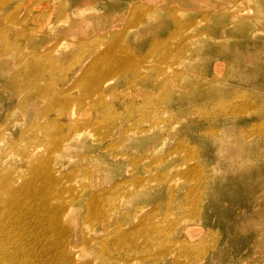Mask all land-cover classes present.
Segmentation results:
<instances>
[{"label": "rangeland", "instance_id": "374dc122", "mask_svg": "<svg viewBox=\"0 0 264 264\" xmlns=\"http://www.w3.org/2000/svg\"><path fill=\"white\" fill-rule=\"evenodd\" d=\"M138 2L149 3L148 0H8L0 9V28H9L8 37L0 35V70L7 68L10 72L0 77V137L12 135L17 145L39 147V155L52 158V167L59 171L57 178L76 179L72 185L65 182L67 188L76 190L65 195L69 209L61 218L69 228L68 246L74 248L69 251L74 256L72 264H264V0H243L238 18L249 22L244 26L237 24L234 30L226 31V26L236 17L230 14L236 0H204L210 7L224 4L229 14L219 22L193 24L181 19L177 27L172 22H163L162 30L149 37L139 33L142 25L136 32L132 29V34L117 44L122 52L116 55L127 59L129 52L136 67L143 70L155 87L143 85L147 87L145 91L142 84H133V76L113 77L108 82L106 102L93 113L87 104L83 107L85 102H77L82 93L76 86L78 80L73 77L59 82L52 71L57 69L54 66L68 68L93 52V49L84 52V46L74 50L78 43L91 41V32L77 34L72 50L64 48L62 41L68 34L63 26L71 22L70 16L78 19L87 13H95L96 18L118 15L127 22L131 19V8ZM121 6H127L128 10L120 12ZM13 12L19 15L9 17ZM20 15L25 17L18 19ZM149 24L146 22L143 27ZM127 27L123 23L119 31L124 32ZM25 32V37L21 36ZM191 34L201 38L196 43L189 42L190 52L181 56L176 42L168 61L153 54L155 41L171 37L180 40L181 36L187 38ZM115 51L112 45L97 56L103 54L108 60ZM96 57L92 56L89 65L105 68V60ZM186 59L192 63L183 64ZM27 60L33 65L25 69ZM37 69L42 70L37 86L48 89L45 103L33 93L24 92L20 96L23 89L17 88L12 79L23 72L26 79H31ZM66 73H61L60 78ZM69 75L70 71L66 78ZM58 87L74 100L67 116L61 115L57 105L54 90ZM227 101L244 114L218 115ZM56 110L59 112L55 113ZM152 111H157L153 118L141 122ZM24 114L27 120L16 134L9 127ZM51 122L63 126L61 133L69 138L68 146L59 156L49 153V137L30 129L34 125L49 126ZM144 126L150 129L145 139L137 137L138 132L134 131L124 134L127 127L140 130ZM91 128L99 131L93 133ZM103 132L107 134L106 145L112 146L107 156L101 153L106 145L99 142ZM3 138L1 149L5 150ZM243 141L249 144L248 150ZM3 156L6 154H0ZM21 158L15 151L0 163V170H16L24 176L19 167ZM84 169L89 173L95 170L102 177L91 182L90 178L81 177ZM90 183L97 184V192L122 189V194L106 195L108 209L103 215H90L82 206L73 205L79 186ZM123 188H128L132 195L135 191L142 192L138 197L128 198ZM169 188L174 192H169ZM51 204L60 206L56 201ZM104 215L110 224L107 243L121 263L100 255V245L89 248L83 245L84 241L101 236L97 233L93 236L89 222L101 220ZM147 219L159 224L163 231L153 246L137 230ZM27 221L32 223L34 218L28 217ZM97 225L101 229L102 223L98 221ZM119 230L125 235L119 234ZM46 236L41 251H46L47 264L64 262L56 245L55 229ZM179 242H188L192 247H183ZM189 252L192 258L188 257Z\"/></svg>", "mask_w": 264, "mask_h": 264}, {"label": "bare ground", "instance_id": "6f19581e", "mask_svg": "<svg viewBox=\"0 0 264 264\" xmlns=\"http://www.w3.org/2000/svg\"><path fill=\"white\" fill-rule=\"evenodd\" d=\"M148 1L149 3L147 4L138 2L135 7H132L131 19L127 22H125L124 17L118 15L114 17L96 18L95 13H87L78 19L70 16L72 19L71 22L63 26L66 28L68 34V36L62 41V46L64 48L72 50L75 46L77 34L91 32V41L78 43L74 47V50H80L84 46V52H91L92 49L93 52L86 53V56L75 60L74 63H71L68 66V68L54 66L53 69H57L52 71L56 73L55 76H58L59 82L61 80V82L64 83L67 79L71 80L73 77V80H78L76 86L77 88L82 89V93L81 98L79 97L77 102H85V104H82L83 107L87 104V108H89L93 113L102 102H106L108 82L113 77L124 79L129 76H133V84H142V86H148L151 84L155 87V83H151L148 79H146L143 70L139 71L136 67V64L129 52L126 53L127 59H122L116 55L118 52H122L117 44L121 43L124 36H130L132 34V29L136 32L139 26L142 25L139 33H144L147 37H149L153 32L162 30L163 22H172V24L176 25V27L181 23V19H187L189 23L193 24H195V22L198 23L202 21L205 23H211L213 21L219 22L223 19V17H226V15L229 14L226 10H224L223 3H221L220 6L212 5V7H210V5L204 3V0ZM253 1L255 0H252V2ZM7 2L8 0H0V9H2ZM242 2L243 0H236L235 7L230 12V14L234 13L236 17H234L231 23L226 26V31L234 30L237 24L244 26L247 22H249L248 20H239L240 18H238V11ZM126 10H128L127 6L120 7V12H124ZM18 15L19 14L16 12H13L9 17H16ZM24 17L25 16L20 15L18 19H23ZM62 19H65V17H62ZM6 21L8 22L9 20ZM146 22L150 24L147 27H143ZM123 23H127L128 27L124 32H120L119 27H121ZM192 26L193 25H191L190 28H192ZM7 28L8 27H4L2 29L0 28V35L8 37L9 28ZM25 34L26 32L21 34V36L25 37ZM27 38H29V34ZM200 38V35L191 34V36L187 38L181 36L180 40H177L175 37H171L164 41H155L152 46V51L153 54L158 55L161 61H168L171 56L170 51H172L173 46H176V42L179 43L176 50H180V54L182 56L185 52L191 51L189 42L196 43ZM112 45L115 46L117 51L114 52L113 56H109L110 58L108 60L103 58V54L97 56L100 53H105L107 51V47H112ZM92 56H97V60L103 58V60H105L104 64L106 67L100 68L98 65H89L92 61ZM188 59H186L183 64H191L192 61ZM247 59H250V57H247ZM30 65H33L32 62L27 60L25 69ZM69 71L70 75L66 78V74ZM9 73L10 72L7 68H3L0 70V77L6 74L9 75ZM61 73L66 74L60 78ZM35 74L36 75L31 79H26L27 76L25 77L26 74L23 72L22 74L15 75L12 79L14 80V83H16L17 88L20 87L23 89L19 92L20 96L24 92L33 93L41 100V102L45 103L48 101V89L37 86V81L42 77V70L37 69ZM49 84H53L52 79H49ZM161 84L164 86L163 83H160V85ZM143 89L146 91L147 87L143 86ZM54 91L58 96L57 105H59V109L62 110L60 111L62 112L61 115L67 116L69 111H71L70 107L73 104L72 101L74 100L67 97V95L63 92V89L60 87L56 88ZM141 97L142 96L139 95V98ZM225 100L226 98L223 102ZM144 102L148 104L152 103L149 100H145ZM229 104V101L224 103V106L221 108L223 109L221 111L222 113L218 115L226 114L229 116H235L244 114L239 113V109L235 105ZM23 108L27 109V105L24 104ZM224 108L226 109L224 110ZM57 112L59 111L56 110L55 113ZM152 112L144 115L147 116V119H144L141 122L150 121L157 111ZM26 120L27 116L24 114L21 116V119L13 122L9 129L17 134V131L19 130L17 128L23 126ZM49 128H54V130L51 131ZM30 129L31 132L35 134L42 133L45 134L46 137H49L51 145L50 154H56L57 156L61 155L63 152L62 149L69 144V142H67L69 138L61 133L60 129L63 130V126H57L53 122H51L49 126L34 125ZM98 131V129L91 128V132L93 133ZM133 131L138 132L137 137L145 139L149 137L150 129L147 126L142 127L140 130L137 128L127 127L124 134H128ZM106 137L107 134L103 132V136L99 139V142L106 145ZM2 138L3 136L0 137V154H6V156L0 157V163L7 160L10 154L13 155L15 151L19 152L22 157L19 167L24 171V176L18 175L16 170H0V264H47L48 261L45 259L47 257L45 255L46 251H41V246L47 240V232H51L52 228H54L56 232V245L59 246V255L62 260L66 262L64 263L56 260L57 264H72L74 256L71 255L69 251L74 250V248H69L68 246L67 234L69 233V228L62 222L61 218L63 214L64 216L66 215L69 209L66 205L68 204V201H65V195L76 190L74 188H67L65 186V182L72 185L77 182L76 179L71 176H62L57 178L56 172L58 173L59 171L52 167V158L39 155L38 151L41 149L35 145L24 147L21 144L17 145L13 140L12 135H8V138H3L7 147L4 145L5 150H2ZM243 145L248 150L249 144L246 141H243ZM111 148L112 146L107 145L103 147L101 152L103 156H107ZM90 158L95 159V157ZM165 160L166 159L163 161H168ZM80 175L86 179L90 178L91 182L100 176L102 177V175L95 172V170L89 173L88 169H84ZM185 178L187 180H191L190 177ZM138 184L140 185V182H138ZM96 188L97 184L95 183L80 185L79 195L72 200L73 205L78 204L82 206L90 212V215L92 213L103 215V211L106 213L108 209V197L106 198V195L111 193L118 195L122 194V189L120 190L119 187L109 192H97ZM123 189L125 190V188ZM140 189L141 188L138 190ZM168 191L174 192L171 188H169ZM141 192L138 193L135 191L132 195L127 188V190H125V195H127L128 198H134V195L135 197L140 196L139 194ZM53 201L60 202V206L52 205L51 203ZM118 208H120V206H118ZM117 214H119V211ZM105 215L101 220L87 221V223L89 222L92 226L90 228L93 236L96 233L101 234V236L96 240L93 239V241H84L83 245L88 248L93 245L95 247L100 245L101 248L98 251L100 255H103L110 261L121 263L119 258H115L112 255V252L110 251L111 248H109L107 243L110 235L108 234L110 224L108 223V219L105 218ZM28 217L34 218V221L29 223L27 221ZM138 219L139 218H137V220ZM98 221L102 223L101 229L97 228ZM47 227L51 228L47 230ZM159 227L161 226L155 223L152 219H147L145 220V224L137 230H139L141 234L145 235L148 245L153 246L159 242V235L163 233L162 229ZM42 233L45 234L44 237L42 236ZM118 233L123 236L125 235V232L121 230H119ZM179 244L186 248L192 247V245L188 242H179ZM115 245H118V242H116ZM187 255L192 258L191 252Z\"/></svg>", "mask_w": 264, "mask_h": 264}]
</instances>
